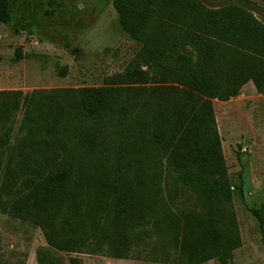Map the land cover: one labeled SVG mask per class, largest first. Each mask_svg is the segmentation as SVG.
<instances>
[{"label": "trees", "instance_id": "obj_1", "mask_svg": "<svg viewBox=\"0 0 264 264\" xmlns=\"http://www.w3.org/2000/svg\"><path fill=\"white\" fill-rule=\"evenodd\" d=\"M112 6L136 46L120 72L98 87L0 91V212L40 230L49 248H36V264H61L51 249L230 264L241 240L211 101L247 83L264 95L256 3Z\"/></svg>", "mask_w": 264, "mask_h": 264}, {"label": "rangeland", "instance_id": "obj_2", "mask_svg": "<svg viewBox=\"0 0 264 264\" xmlns=\"http://www.w3.org/2000/svg\"><path fill=\"white\" fill-rule=\"evenodd\" d=\"M202 1L207 7L233 3ZM250 1L254 10L244 7L264 21V0ZM8 6L10 21L0 23V91L98 87L103 77L120 72L136 49L119 26L112 0H8ZM211 104L241 240L230 264H264L261 234L250 212L259 210L264 221V95L247 83L237 96ZM39 247L49 248L38 228L0 212V264H36ZM51 250L61 264H176Z\"/></svg>", "mask_w": 264, "mask_h": 264}, {"label": "crops", "instance_id": "obj_3", "mask_svg": "<svg viewBox=\"0 0 264 264\" xmlns=\"http://www.w3.org/2000/svg\"><path fill=\"white\" fill-rule=\"evenodd\" d=\"M219 130V129H218Z\"/></svg>", "mask_w": 264, "mask_h": 264}]
</instances>
